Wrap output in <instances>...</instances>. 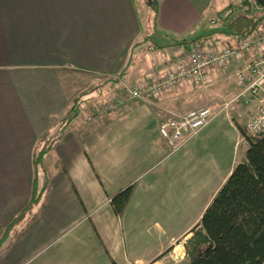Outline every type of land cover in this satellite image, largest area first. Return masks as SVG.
I'll list each match as a JSON object with an SVG mask.
<instances>
[{"label": "crops", "instance_id": "0c3cea01", "mask_svg": "<svg viewBox=\"0 0 264 264\" xmlns=\"http://www.w3.org/2000/svg\"><path fill=\"white\" fill-rule=\"evenodd\" d=\"M141 1L144 23L136 0H0V264H169L172 249L183 259L193 226L239 162L180 230V181L192 179L196 146L173 151L160 126L167 111L191 109L176 95L182 88L93 116L123 82L137 85L191 48L188 38L218 30L210 42L231 43L234 31L217 24L248 13L245 0ZM221 115L238 147L240 131ZM128 187L132 197L116 213L112 198Z\"/></svg>", "mask_w": 264, "mask_h": 264}, {"label": "built area", "instance_id": "2783aa9c", "mask_svg": "<svg viewBox=\"0 0 264 264\" xmlns=\"http://www.w3.org/2000/svg\"><path fill=\"white\" fill-rule=\"evenodd\" d=\"M251 2L255 3V0ZM212 23L216 24L217 18H213ZM233 65L236 67L234 77L237 91L222 95L223 105L214 103L191 108L186 112L169 110L161 123V134L173 151L177 150L183 142L228 110L230 103L237 101L246 106L249 115L245 125L247 136L261 137L264 135V22L237 38L233 44H194L181 54L166 56L160 65L155 66V73L137 85L123 82L121 92L101 102L93 116L116 111L132 100H157L168 92L186 86L208 87L216 72Z\"/></svg>", "mask_w": 264, "mask_h": 264}, {"label": "trees", "instance_id": "16d2710c", "mask_svg": "<svg viewBox=\"0 0 264 264\" xmlns=\"http://www.w3.org/2000/svg\"><path fill=\"white\" fill-rule=\"evenodd\" d=\"M245 5L250 10L255 5L259 12L254 16L238 14L228 23L227 27L234 31L230 32L235 35L233 39L244 36L264 22V0H255V3L245 0ZM217 32L212 31L206 38L196 39L201 41L193 42H197L196 45L210 42L211 35ZM146 40L145 37L143 41ZM239 130L247 140V148L192 228V235L185 243L189 256L186 264H264V135L250 138L241 126ZM45 151L40 152V161ZM39 163L36 161V165ZM132 193L133 188L128 187L112 198L116 213L124 212ZM39 199L36 187L31 203H38ZM4 238L0 239V244Z\"/></svg>", "mask_w": 264, "mask_h": 264}, {"label": "rangeland", "instance_id": "374dc122", "mask_svg": "<svg viewBox=\"0 0 264 264\" xmlns=\"http://www.w3.org/2000/svg\"><path fill=\"white\" fill-rule=\"evenodd\" d=\"M136 1L141 21L142 23H144V2L142 3L141 0ZM149 1L151 2L152 0H145L146 3ZM238 8L239 7H237L236 9ZM243 10V12L248 11L251 16H254L259 12V9L255 7H252L251 10L248 7H244ZM225 26H228V23L226 24L222 20L219 24H217L216 28L219 27L221 29ZM199 38L204 39L206 38V36H192V38H188L185 41L186 43L188 42L187 45L190 47L191 44L197 43L193 41ZM180 41L184 40L180 39ZM230 41L231 43H233L234 39L232 38L230 39ZM222 42L226 43L224 41ZM174 44L175 43H173V45ZM176 54L177 53L173 55ZM235 68V66H231L219 72H216L214 74V80L212 84L208 87L187 86V89L182 88L181 91L176 95L179 96L180 100H183L182 105L191 107L192 109L200 106H210L214 103H218V106L223 105L220 95L224 96L227 93L234 94L237 91V84L234 77ZM105 80L107 79L105 78ZM90 89H93V87L86 88L83 92L85 93ZM79 107L81 109L82 100L79 101ZM223 112L229 113L230 118L237 130H239V126H241L242 130L245 132V125L249 115L247 114L246 106L242 102L235 101L233 103H230L228 110H225ZM75 113L71 114L69 117L74 116ZM189 141L194 146H196V162L198 163V165L192 168V170H194L192 171L191 181H188L187 179V181L184 182L183 177L180 181V195L177 199V207L179 208V210L175 214L180 230H182L190 220H192L193 223L194 221H196V219L200 218L202 207L206 206L211 200L210 197L214 195L211 190L214 187L215 181H217V179H220L219 177H221L218 175L224 173L233 160L238 159L240 161L241 156H243V150H245L248 145L247 140L241 134L240 144L238 147L236 146V133L234 129L230 127V123L226 120L225 115H221L214 121L212 120L206 127L200 130L191 139H189ZM191 157L192 150L190 159ZM190 161V163H192V160ZM210 193H212L211 196ZM172 250L168 253V255H170L167 259L169 264H173L172 258L179 255V252H176V254L172 255ZM183 252H185V256L183 255V259H181L179 256L177 258L175 257L178 261V263L176 264H186L188 262L189 256L185 246L183 249H181L180 253Z\"/></svg>", "mask_w": 264, "mask_h": 264}]
</instances>
